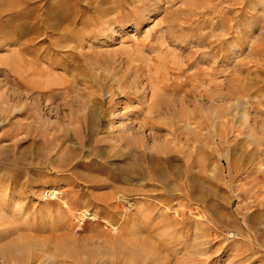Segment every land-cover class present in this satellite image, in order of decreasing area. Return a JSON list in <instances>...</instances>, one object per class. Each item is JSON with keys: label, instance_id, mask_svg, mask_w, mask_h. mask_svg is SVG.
<instances>
[{"label": "rangeland", "instance_id": "rangeland-1", "mask_svg": "<svg viewBox=\"0 0 264 264\" xmlns=\"http://www.w3.org/2000/svg\"><path fill=\"white\" fill-rule=\"evenodd\" d=\"M0 264H264V0H0Z\"/></svg>", "mask_w": 264, "mask_h": 264}, {"label": "bare ground", "instance_id": "bare-ground-1", "mask_svg": "<svg viewBox=\"0 0 264 264\" xmlns=\"http://www.w3.org/2000/svg\"><path fill=\"white\" fill-rule=\"evenodd\" d=\"M107 193H104L103 195H102V197L104 198V197H107ZM63 246V245H62ZM62 246H60V248L62 247ZM78 246V245H77ZM80 246V245H79ZM65 247H68V246H65ZM65 247H63V248H65ZM69 247H73V246H69ZM74 248V247H73ZM62 249V248H61ZM68 250V249H67ZM72 250H74V249H72ZM89 250V249H88ZM60 251V250H59ZM62 251V250H61ZM64 251H65V249H64ZM80 251V250H79ZM63 252V251H62ZM76 253H78V252H76ZM88 255V254H87Z\"/></svg>", "mask_w": 264, "mask_h": 264}]
</instances>
